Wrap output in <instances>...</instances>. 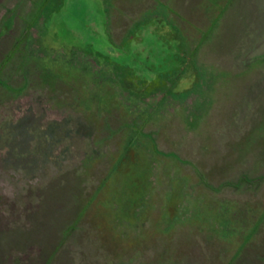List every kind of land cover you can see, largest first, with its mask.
<instances>
[{
  "label": "rangeland",
  "instance_id": "1",
  "mask_svg": "<svg viewBox=\"0 0 264 264\" xmlns=\"http://www.w3.org/2000/svg\"><path fill=\"white\" fill-rule=\"evenodd\" d=\"M0 264H264V0H0Z\"/></svg>",
  "mask_w": 264,
  "mask_h": 264
},
{
  "label": "trees",
  "instance_id": "2",
  "mask_svg": "<svg viewBox=\"0 0 264 264\" xmlns=\"http://www.w3.org/2000/svg\"><path fill=\"white\" fill-rule=\"evenodd\" d=\"M157 90H161L160 87H156V88H154V91H153V92H155V91H157Z\"/></svg>",
  "mask_w": 264,
  "mask_h": 264
}]
</instances>
